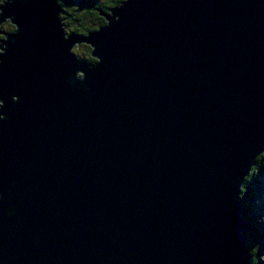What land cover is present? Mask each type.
<instances>
[{"label": "water", "instance_id": "95a60500", "mask_svg": "<svg viewBox=\"0 0 264 264\" xmlns=\"http://www.w3.org/2000/svg\"><path fill=\"white\" fill-rule=\"evenodd\" d=\"M102 16L68 33L59 0H1L0 264H255L264 0Z\"/></svg>", "mask_w": 264, "mask_h": 264}, {"label": "trees", "instance_id": "16d2710c", "mask_svg": "<svg viewBox=\"0 0 264 264\" xmlns=\"http://www.w3.org/2000/svg\"><path fill=\"white\" fill-rule=\"evenodd\" d=\"M100 0H59V4L62 9V18L63 24L67 32L70 33H78L87 35L88 32L97 31L100 27L106 24L105 18L102 16L103 13H107L110 9L119 5L122 0H105V4H99ZM1 3V0H0ZM5 33H10L14 30L11 25L8 23L2 29ZM86 54H81L80 47L74 51L78 57L83 58V60L88 62H95L91 56V48L86 45ZM264 163V155L258 159L257 162V170ZM256 174L255 168H253L250 177H248L246 183V188L243 189L244 202L248 205L250 202L249 198V189L254 180V175ZM256 177V175H255ZM247 216H250L248 207L244 206V217L247 220ZM250 224V232L247 234L250 239V243L253 242L252 248L248 245V249L250 250L253 257L259 255V243L261 242L257 239V234L260 232V229L256 226H253L249 220H247ZM260 227V226H259ZM254 234V235H253ZM256 234V235H255ZM249 243V244H250ZM259 259V257H258ZM260 262L255 258V264H259Z\"/></svg>", "mask_w": 264, "mask_h": 264}, {"label": "rangeland", "instance_id": "374dc122", "mask_svg": "<svg viewBox=\"0 0 264 264\" xmlns=\"http://www.w3.org/2000/svg\"><path fill=\"white\" fill-rule=\"evenodd\" d=\"M98 3L100 5L105 4V0H100ZM76 49L77 48H75V50ZM86 50H87L86 45H82L80 47L81 54H86ZM79 59L83 60V58H80V57ZM254 168L256 171V174H255L256 177L254 175V180H253V183L248 193L250 202L248 203V205L245 202L243 204L245 207H248V210L250 213V216H247V220H249L253 226L257 225L259 229L261 228L260 232L257 235L255 234L257 236V239H259L261 242L259 243L260 244L259 245V248H260L259 255L254 257V262L256 258V260L260 262L259 264H264V163L258 170H257V167H254ZM247 224L249 226V232H250V224L248 221H247ZM249 241H248V245L250 246V248H252L253 245H255V243L253 242L250 243Z\"/></svg>", "mask_w": 264, "mask_h": 264}, {"label": "flooded vegetation", "instance_id": "af4514ba", "mask_svg": "<svg viewBox=\"0 0 264 264\" xmlns=\"http://www.w3.org/2000/svg\"><path fill=\"white\" fill-rule=\"evenodd\" d=\"M9 25H11L9 22H7ZM7 23H5L4 25H2V29H3V27L7 24ZM11 27H13L12 25H11ZM14 28V27H13ZM3 31V30H2ZM2 37V36H1Z\"/></svg>", "mask_w": 264, "mask_h": 264}]
</instances>
